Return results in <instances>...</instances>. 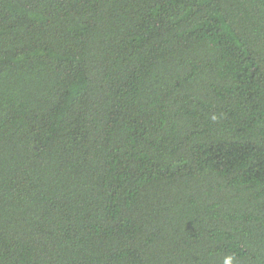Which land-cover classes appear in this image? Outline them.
<instances>
[{
	"label": "trees",
	"instance_id": "16d2710c",
	"mask_svg": "<svg viewBox=\"0 0 264 264\" xmlns=\"http://www.w3.org/2000/svg\"><path fill=\"white\" fill-rule=\"evenodd\" d=\"M264 264V0H0V264Z\"/></svg>",
	"mask_w": 264,
	"mask_h": 264
},
{
	"label": "clouds",
	"instance_id": "9594fccd",
	"mask_svg": "<svg viewBox=\"0 0 264 264\" xmlns=\"http://www.w3.org/2000/svg\"><path fill=\"white\" fill-rule=\"evenodd\" d=\"M225 264H233V258L232 257H227L225 259Z\"/></svg>",
	"mask_w": 264,
	"mask_h": 264
}]
</instances>
